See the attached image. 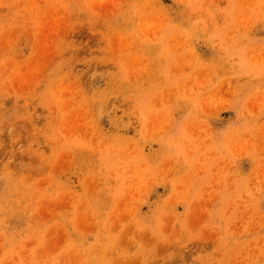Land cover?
<instances>
[{"label": "rangeland", "instance_id": "obj_1", "mask_svg": "<svg viewBox=\"0 0 264 264\" xmlns=\"http://www.w3.org/2000/svg\"><path fill=\"white\" fill-rule=\"evenodd\" d=\"M0 264H264V0H0Z\"/></svg>", "mask_w": 264, "mask_h": 264}]
</instances>
